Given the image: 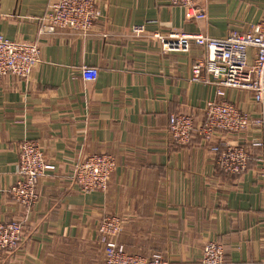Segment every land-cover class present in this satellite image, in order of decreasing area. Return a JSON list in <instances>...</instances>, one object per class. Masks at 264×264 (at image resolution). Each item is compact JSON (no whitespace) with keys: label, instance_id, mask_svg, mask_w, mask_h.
<instances>
[{"label":"crops","instance_id":"crops-1","mask_svg":"<svg viewBox=\"0 0 264 264\" xmlns=\"http://www.w3.org/2000/svg\"><path fill=\"white\" fill-rule=\"evenodd\" d=\"M50 2L0 0V33L41 48L27 80L0 75V222L23 225L18 248L0 253V264H103L98 227L105 215L121 218L118 241L132 254L202 264L203 248L215 241L225 249L224 264H261L264 150L251 145L264 140V129L221 135L222 147H250L241 176L223 172L197 136L177 145L170 117L189 114L201 123L207 103L218 100L217 86L190 81L204 48L164 51L154 35L223 39L264 21V0H204V21L171 0H98L102 15L85 36L70 29L41 33ZM134 26L145 34L134 35ZM83 66L98 69L96 81L83 80ZM225 98L258 115L250 92L227 89ZM24 141L38 143L56 166L38 181L39 198L29 209L8 195ZM100 153L116 159L108 190L83 193L75 165Z\"/></svg>","mask_w":264,"mask_h":264},{"label":"built area","instance_id":"built-area-1","mask_svg":"<svg viewBox=\"0 0 264 264\" xmlns=\"http://www.w3.org/2000/svg\"><path fill=\"white\" fill-rule=\"evenodd\" d=\"M98 0H51L47 12L40 19L41 33H52L56 29H70L88 35L94 28L102 11ZM204 0H171L183 6L190 18L206 20ZM2 14L0 13V20ZM136 36L145 34L144 26H134ZM164 51L188 52L195 44L205 49V58L196 61L191 69V82L213 83L217 86L218 100L209 101L202 122L192 115L175 114L170 117L168 130L171 139L179 146L189 145L198 137L216 155V164L225 173L241 176L248 169L250 147L240 144H225L221 135L238 134L251 128L264 129V21L251 25L248 30L231 31L223 39L203 35H186L174 32L163 37L155 34ZM253 61L250 62V52ZM41 61L38 43L17 42L0 33V75H12L27 80ZM80 74L86 82H94L99 71L95 67L83 66ZM227 89L246 90L251 93L258 115L253 117L228 101ZM252 147L264 150V140L254 141ZM263 161V159H261ZM116 159L108 153L94 154L79 161L73 178L83 193L106 192L110 178L116 170ZM56 166L46 160L40 145L33 141L20 144L17 164V180L8 189L11 200L27 209L38 200V181ZM264 183V167L261 169ZM123 223L118 215H105L98 227L99 242L104 249L103 264H168L160 254L149 258L129 253L118 241ZM23 237V225L19 221L0 222V253L14 251ZM225 249L222 244L211 241L203 248L202 264H224ZM261 264H264V259Z\"/></svg>","mask_w":264,"mask_h":264}]
</instances>
